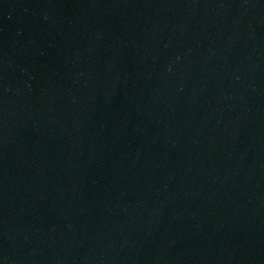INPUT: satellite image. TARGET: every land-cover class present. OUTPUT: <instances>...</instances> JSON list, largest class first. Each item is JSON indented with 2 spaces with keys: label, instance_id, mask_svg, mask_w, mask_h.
Here are the masks:
<instances>
[{
  "label": "water",
  "instance_id": "95a60500",
  "mask_svg": "<svg viewBox=\"0 0 264 264\" xmlns=\"http://www.w3.org/2000/svg\"><path fill=\"white\" fill-rule=\"evenodd\" d=\"M0 264H264V0H0Z\"/></svg>",
  "mask_w": 264,
  "mask_h": 264
}]
</instances>
